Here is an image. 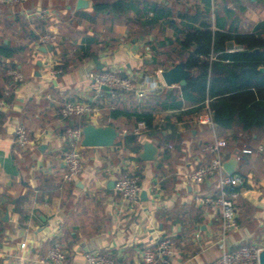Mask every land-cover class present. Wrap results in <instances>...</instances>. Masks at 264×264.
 Wrapping results in <instances>:
<instances>
[{
  "label": "crops",
  "instance_id": "crops-1",
  "mask_svg": "<svg viewBox=\"0 0 264 264\" xmlns=\"http://www.w3.org/2000/svg\"><path fill=\"white\" fill-rule=\"evenodd\" d=\"M87 1L83 8L78 0L0 3V43L22 48L4 59V66H17L25 75L23 83H15L4 66L0 70L5 91L0 98V264L44 254L55 240L68 251L66 264H86L85 253L92 250L113 264H142V251L156 248L161 236L175 242L171 263L207 264L222 252V221L215 209L193 198L213 190L216 177L196 184L190 174L211 161L214 155L205 148L218 139L228 143L222 150L225 163L236 157L234 174L249 180L237 189L236 227L227 233L226 246L264 248V124L248 131L240 124L220 128L214 120L199 124L201 115L210 110L213 118V112L208 99L193 103L183 97L192 71L177 42L183 25L198 26L203 17L218 31L264 33V0ZM95 2L107 7L96 11ZM153 6L164 8L167 19L155 15ZM43 33L57 36L62 58L53 49L39 50ZM234 44H228L227 53L238 52L229 51ZM61 59L65 71L51 78V67ZM218 59V53L210 57ZM179 66L185 84L168 85L163 72ZM103 70L131 75L137 88L149 89L152 82L158 87L142 98L135 91L113 96L88 76ZM67 101L97 110L65 119L59 109ZM117 110L151 112L153 127L137 136L132 131L138 120L116 115ZM84 121L111 125L121 136L113 146H83L82 174L64 182L65 131L68 124L83 127ZM19 124L32 139L26 148L15 141ZM148 141L159 148L150 161L139 157ZM122 170L139 177L137 202L124 201L115 189Z\"/></svg>",
  "mask_w": 264,
  "mask_h": 264
},
{
  "label": "built area",
  "instance_id": "built-area-1",
  "mask_svg": "<svg viewBox=\"0 0 264 264\" xmlns=\"http://www.w3.org/2000/svg\"><path fill=\"white\" fill-rule=\"evenodd\" d=\"M27 1L0 0V3L17 5ZM1 32L2 26L0 24V35ZM56 43L57 36L53 33H43L37 39L38 46L52 45L54 47ZM243 49L242 45L234 44L229 51H240ZM58 66V61H55L49 71L51 78H56L62 74L63 71ZM7 73L12 82L23 83L25 80L24 74L16 68L9 69ZM88 76L99 89H110L113 96L117 92L130 93L135 91L137 96L142 98L149 91L158 87L156 82H152L149 89L137 88L135 80L131 75H120L114 70L90 71ZM96 110L97 107L83 101H67L61 105L59 112L63 118L68 119L85 113L95 112ZM198 123L201 125H213L211 111L208 110L205 114L201 115L198 118ZM147 130V123L145 121H138L132 132L137 136H141ZM124 132L127 133V131ZM14 135L15 141L22 148H26L32 144V139L25 125L19 124L15 128ZM65 137L68 147L63 154L65 169L62 173V179L64 182H73L84 170L82 127L68 125ZM226 146L227 142L224 139H218L213 144L208 145L205 149L213 153V158L207 164L195 168L190 174V180L196 184H202L216 177L213 190L199 191L193 198L195 204L215 209L222 221V237L220 238L222 252L207 264H259V255L264 249L263 247L242 244L235 249H229L225 243L227 233L236 227L237 189L249 181L247 177L240 174H229L225 171V159L222 150ZM122 171L115 181V189L124 201L128 203L137 202L142 191L139 177L130 172ZM174 250L175 242L173 239L168 236H161L157 241L156 248H147L142 251V264H173L170 259L174 255ZM67 261L68 251L65 245L60 240H55L46 253L36 254L31 258L25 259L20 264H66ZM85 262L86 264H113L104 254L95 250L85 253Z\"/></svg>",
  "mask_w": 264,
  "mask_h": 264
},
{
  "label": "trees",
  "instance_id": "trees-1",
  "mask_svg": "<svg viewBox=\"0 0 264 264\" xmlns=\"http://www.w3.org/2000/svg\"><path fill=\"white\" fill-rule=\"evenodd\" d=\"M106 4L95 2L94 9L103 10L107 7ZM111 5L114 8L115 4ZM150 9L159 18L162 16L167 19L168 15H163L164 8L153 6ZM260 28L262 27L259 26ZM179 32L182 38L177 42L181 53L186 56V68L192 71L191 77L182 87L183 97L193 103L208 99L214 123L220 128H232L240 124L243 130L248 131L254 125L264 124V71L261 70L264 67V33L258 29L251 33L218 31L213 28L209 17H203L198 26L185 24ZM229 43L242 45L244 50L227 53ZM59 47L60 42L57 40L53 53L62 58L63 53ZM20 50L22 48H12L0 43V70L4 66L3 60L12 58ZM216 53L219 59L211 61V55ZM58 63V67L64 72V59ZM8 68H16L23 73L17 66L7 67L6 72ZM4 92L0 85V98ZM122 93L124 92L116 94ZM115 113L134 116L138 121H145L149 128L153 127L154 115L151 112L130 114L117 110ZM83 124L86 125L87 121Z\"/></svg>",
  "mask_w": 264,
  "mask_h": 264
},
{
  "label": "water",
  "instance_id": "water-1",
  "mask_svg": "<svg viewBox=\"0 0 264 264\" xmlns=\"http://www.w3.org/2000/svg\"><path fill=\"white\" fill-rule=\"evenodd\" d=\"M88 6L87 0H78V7L83 8ZM53 49L52 45L41 46L39 50L43 52H51ZM38 63H41L40 61ZM264 70V68L262 69ZM163 77L168 85L174 82H180L181 85L185 84L186 73L182 67H175L169 71L163 72ZM83 139L82 144L86 147H104L113 146L116 140L121 136V133L111 125L101 126L95 125L93 123H88L82 127ZM158 146L152 142H146L143 145V151L139 154V157L143 160L150 161L156 158L158 153ZM238 160L236 157L230 162L224 164L225 171L229 174H234L236 172V167ZM8 215V213L6 214ZM259 264H264V249L259 255Z\"/></svg>",
  "mask_w": 264,
  "mask_h": 264
}]
</instances>
